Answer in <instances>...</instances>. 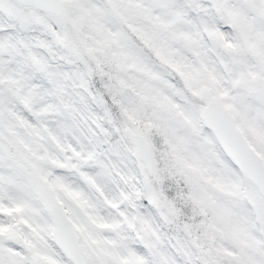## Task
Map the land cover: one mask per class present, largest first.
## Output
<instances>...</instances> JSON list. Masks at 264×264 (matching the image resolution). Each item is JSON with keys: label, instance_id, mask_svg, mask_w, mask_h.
<instances>
[{"label": "snow or ice", "instance_id": "obj_1", "mask_svg": "<svg viewBox=\"0 0 264 264\" xmlns=\"http://www.w3.org/2000/svg\"><path fill=\"white\" fill-rule=\"evenodd\" d=\"M0 264H264V0H0Z\"/></svg>", "mask_w": 264, "mask_h": 264}]
</instances>
